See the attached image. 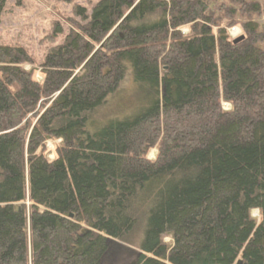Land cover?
<instances>
[{
	"label": "trees",
	"instance_id": "1",
	"mask_svg": "<svg viewBox=\"0 0 264 264\" xmlns=\"http://www.w3.org/2000/svg\"><path fill=\"white\" fill-rule=\"evenodd\" d=\"M77 14L40 63L0 48V264H103L113 242L130 264H264V4ZM129 79L134 111L105 115Z\"/></svg>",
	"mask_w": 264,
	"mask_h": 264
},
{
	"label": "rangeland",
	"instance_id": "2",
	"mask_svg": "<svg viewBox=\"0 0 264 264\" xmlns=\"http://www.w3.org/2000/svg\"><path fill=\"white\" fill-rule=\"evenodd\" d=\"M99 1L101 0H71L68 3H61L56 0H6L0 10V48H23L40 63L51 48L61 45L65 36L84 25L77 11L80 9L86 15H90L92 8ZM258 2L264 4V0ZM181 32L183 35L187 33L185 29ZM229 35L231 38H238L241 31L234 27L229 30ZM23 69L28 71L31 67L24 65ZM35 80L42 81L38 72L35 73ZM136 106L137 100L132 96V82L129 79L122 91L111 99L109 105L104 106L103 113L113 116L127 115L131 114ZM222 108L225 111L230 110L227 104H222ZM58 143L59 141L46 144L48 160L54 159V146ZM155 156L156 150L153 149L147 158L154 160ZM250 215L256 223L259 221L257 210L251 211ZM164 241L171 242L169 238H165ZM112 244L103 264H130L134 261L136 250L133 247L117 242Z\"/></svg>",
	"mask_w": 264,
	"mask_h": 264
},
{
	"label": "water",
	"instance_id": "3",
	"mask_svg": "<svg viewBox=\"0 0 264 264\" xmlns=\"http://www.w3.org/2000/svg\"><path fill=\"white\" fill-rule=\"evenodd\" d=\"M243 38H244L243 36L238 37L237 39L233 40V44H237V43L241 42L243 40ZM238 264H240V262Z\"/></svg>",
	"mask_w": 264,
	"mask_h": 264
}]
</instances>
